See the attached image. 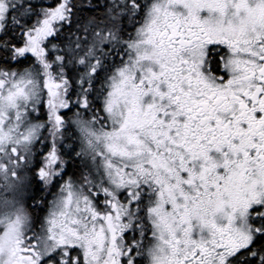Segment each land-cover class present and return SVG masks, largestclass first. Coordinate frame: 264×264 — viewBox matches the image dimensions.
I'll return each mask as SVG.
<instances>
[{"label": "snow or ice", "instance_id": "obj_1", "mask_svg": "<svg viewBox=\"0 0 264 264\" xmlns=\"http://www.w3.org/2000/svg\"><path fill=\"white\" fill-rule=\"evenodd\" d=\"M0 264H264V0H0Z\"/></svg>", "mask_w": 264, "mask_h": 264}]
</instances>
